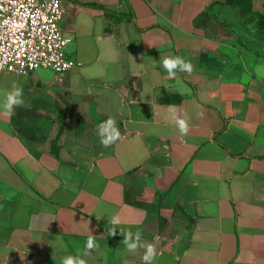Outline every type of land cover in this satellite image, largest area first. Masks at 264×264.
I'll return each instance as SVG.
<instances>
[{
  "label": "crops",
  "instance_id": "obj_1",
  "mask_svg": "<svg viewBox=\"0 0 264 264\" xmlns=\"http://www.w3.org/2000/svg\"><path fill=\"white\" fill-rule=\"evenodd\" d=\"M63 1L77 65L0 72V264H145L123 243L137 231L151 264H264V0ZM176 55L191 74L165 71ZM109 117L121 139L104 147Z\"/></svg>",
  "mask_w": 264,
  "mask_h": 264
},
{
  "label": "built area",
  "instance_id": "obj_2",
  "mask_svg": "<svg viewBox=\"0 0 264 264\" xmlns=\"http://www.w3.org/2000/svg\"><path fill=\"white\" fill-rule=\"evenodd\" d=\"M64 14L63 0H0V72L44 68L62 81L77 65L66 52L71 38L60 28Z\"/></svg>",
  "mask_w": 264,
  "mask_h": 264
},
{
  "label": "clouds",
  "instance_id": "obj_3",
  "mask_svg": "<svg viewBox=\"0 0 264 264\" xmlns=\"http://www.w3.org/2000/svg\"><path fill=\"white\" fill-rule=\"evenodd\" d=\"M162 67L170 76H175L176 73L184 72L191 74L193 72V64L190 60H186L184 57L176 55V56H164L161 58ZM24 103L23 100V89L22 87L17 86L16 84L12 85L11 91L7 94L6 101L4 104V115L9 118L14 114V109L18 106H21ZM169 111L173 114V117L176 120V124L178 126L179 132L181 136L187 135L190 131L189 122L185 118H181L180 115L177 114V110L174 106L169 107ZM98 133L101 137L100 143L104 147H109L115 144L117 141L121 139V133L119 129L116 127V121L109 117L98 125ZM110 223L113 226L119 225L121 223V218L119 215H114L111 218ZM109 233L111 236L116 235V228L112 227L109 229ZM124 236L123 243L126 245L127 251L135 252L137 246L146 247L145 254L143 256V260L145 264H151V262L155 259L157 252L156 248L153 244L148 243L146 246L141 242V232L137 231L134 235L131 232L122 233ZM98 245L95 243L94 237L89 236L85 248L83 251V255H88L89 252ZM63 264H87V261L80 257V255L76 256H68L63 260Z\"/></svg>",
  "mask_w": 264,
  "mask_h": 264
},
{
  "label": "trees",
  "instance_id": "obj_4",
  "mask_svg": "<svg viewBox=\"0 0 264 264\" xmlns=\"http://www.w3.org/2000/svg\"><path fill=\"white\" fill-rule=\"evenodd\" d=\"M251 1L252 0H224V1H218V2L229 3V4H233V5H239L241 8H242V6H245L247 8V10H249L250 5H251ZM263 17H264V14L260 16L259 21H260L261 26L264 28V25L262 24V18ZM66 124H67V122L65 120L61 122L57 137L60 136V134H62Z\"/></svg>",
  "mask_w": 264,
  "mask_h": 264
},
{
  "label": "water",
  "instance_id": "obj_5",
  "mask_svg": "<svg viewBox=\"0 0 264 264\" xmlns=\"http://www.w3.org/2000/svg\"><path fill=\"white\" fill-rule=\"evenodd\" d=\"M206 26H207L208 30H209L211 33L216 34V33H215V27H216V25H215L211 20L207 23Z\"/></svg>",
  "mask_w": 264,
  "mask_h": 264
}]
</instances>
